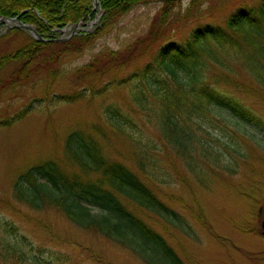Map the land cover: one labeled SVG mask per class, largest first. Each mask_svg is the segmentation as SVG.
I'll list each match as a JSON object with an SVG mask.
<instances>
[{"label": "trees", "instance_id": "obj_1", "mask_svg": "<svg viewBox=\"0 0 264 264\" xmlns=\"http://www.w3.org/2000/svg\"><path fill=\"white\" fill-rule=\"evenodd\" d=\"M146 1L100 0L98 10L93 12L94 0H0V18L29 24L39 36L29 35L27 45L0 58V76L6 66L15 67L7 79L0 78V95L35 76L42 78L39 85H43L42 94L0 119V129L13 127L42 108L50 111L61 104L92 103L126 87L138 112L150 114L162 129L163 145L176 149L188 165L199 141L195 130L200 128L199 119L232 132L237 117L264 133V120L235 93L219 87L217 80L210 82L206 75L209 61L231 71L223 54L237 55L258 85L246 86V93L257 96L259 88L264 89V0H231L241 2L223 21H199L185 38H177L180 23L191 17V9L207 0H191L185 16L173 11L178 0H165L143 38L120 49H103L89 63L72 70L60 65L62 58L83 53L114 21ZM204 17L201 15V19ZM91 20H97L93 32L60 40L61 29ZM23 31L14 28L6 35ZM149 55L153 56L151 60L141 65ZM70 78L74 81L72 88L63 91V79ZM234 80L231 86L236 90ZM130 112L119 103L107 104L97 121L67 135L61 162L47 160L20 174L13 196L39 214L33 213L30 220L53 238L57 236L50 230L52 215L41 218L40 214L57 213L84 232L133 251L146 264H185L153 225L158 218L185 229L181 214L165 203L157 190L159 175L149 154L155 139L146 138L145 143L138 136L140 126ZM203 132L207 134L205 129ZM115 137L134 142L138 149L134 162L120 151L119 157L109 155ZM200 144L219 161L210 143ZM204 220L201 217L202 223ZM16 231L11 222L0 221L2 259L14 264H64L58 254L55 258L51 255L55 261L27 254L23 248L27 238ZM26 256L29 260L23 261Z\"/></svg>", "mask_w": 264, "mask_h": 264}, {"label": "rangeland", "instance_id": "obj_2", "mask_svg": "<svg viewBox=\"0 0 264 264\" xmlns=\"http://www.w3.org/2000/svg\"><path fill=\"white\" fill-rule=\"evenodd\" d=\"M164 1L148 0L137 6L114 21L83 53L65 56L60 65L65 70H72L89 63L103 49H120L143 38L164 6ZM190 2L178 0L173 11L185 16ZM240 2L202 1L191 9V17L180 23L177 38L187 37L189 30L199 21L207 22L212 18L223 21ZM203 14L205 17L201 19ZM96 24L97 21L91 20L77 29L70 26L61 35L66 38L74 32L77 35L93 32ZM18 25L16 21L0 18V35L4 36L14 28L20 29ZM29 35L31 33L24 30L22 34L0 38V58L27 45ZM152 55L142 60L141 65L150 61ZM222 58L231 71L209 61L207 78L210 82L219 81V87L235 93L237 99L264 120V89L259 88L257 96L246 93V86L258 87L254 78L237 55L223 54ZM14 69L13 65L6 66L0 78L7 79ZM234 79H237L236 90L231 86ZM41 80V77L35 76L0 95V119L14 114L23 104L42 94ZM73 82L72 78L63 79L60 88L70 90ZM110 103H119L126 111H131V116L140 126L138 136L145 143L146 138L155 139V146L149 154L153 155L157 166V190L163 201L181 214L185 229L158 218L153 220V225L169 240L185 264H264V133L259 127L237 117L235 127L230 129L233 133L224 132L217 123L199 119L200 128H195L198 130L196 140L204 145L210 143L218 152L219 161L209 155L208 148L198 141L192 152L194 159L188 165L176 149L163 145L165 137L162 129L150 114L138 112L129 99L126 87L92 103L61 104L50 108V111L42 108L15 126L0 129V221L11 222L18 236H26L27 240L23 243L25 252L43 256L49 261H55L52 258L58 254L64 264H146L133 251L122 250L107 240L102 241L62 219L57 213L40 214L41 218L52 215L50 230L57 236L53 238L54 235L30 220L33 213L34 216L39 214L13 196V187L20 174L47 160L61 162L67 135L97 121ZM230 121L234 122L231 118ZM119 151L132 162L138 154L134 142L115 137L108 153L111 157H119ZM201 217H205L204 223ZM27 260L29 256L23 258V261ZM0 264L14 263L0 257Z\"/></svg>", "mask_w": 264, "mask_h": 264}, {"label": "water", "instance_id": "obj_3", "mask_svg": "<svg viewBox=\"0 0 264 264\" xmlns=\"http://www.w3.org/2000/svg\"><path fill=\"white\" fill-rule=\"evenodd\" d=\"M98 4H99V0H94V8H93V12L96 11L98 9ZM8 21H14V20H11V19H8ZM82 23V22H81ZM79 23L77 26H76V29L80 26ZM19 28L21 29H24V30H28V31H31L32 34L34 35L35 38H39L38 37V34H37V31L35 29H32V27L30 25H27V24H24V23H20L18 25ZM67 29H62L61 32H66ZM70 30V29H69ZM75 33H72V35H74ZM262 228L264 229V222H262ZM264 234V233H263Z\"/></svg>", "mask_w": 264, "mask_h": 264}]
</instances>
